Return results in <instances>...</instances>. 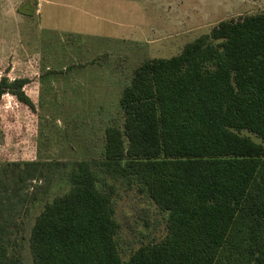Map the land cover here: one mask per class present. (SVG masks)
Returning <instances> with one entry per match:
<instances>
[{"label":"trees","instance_id":"obj_1","mask_svg":"<svg viewBox=\"0 0 264 264\" xmlns=\"http://www.w3.org/2000/svg\"><path fill=\"white\" fill-rule=\"evenodd\" d=\"M28 83L2 77L0 102L8 94L34 111ZM119 106L122 125L106 127L101 158L75 162L67 191L36 216L32 263L264 264V15L221 21L179 54L144 61ZM59 166L3 169L12 178L0 181V264H22L7 258L5 238L20 187ZM119 185L166 221V235L127 260L114 218Z\"/></svg>","mask_w":264,"mask_h":264},{"label":"rangeland","instance_id":"obj_2","mask_svg":"<svg viewBox=\"0 0 264 264\" xmlns=\"http://www.w3.org/2000/svg\"><path fill=\"white\" fill-rule=\"evenodd\" d=\"M255 14L264 15V0H0V79H28L35 107L8 94L0 102V181L10 184L12 174L2 173L9 164L62 165L20 187L7 258L33 264L36 216L67 191L75 162L101 158L104 131L122 125L119 98L140 64L179 54L221 21ZM114 211L123 260L166 235L165 214L134 189L118 186Z\"/></svg>","mask_w":264,"mask_h":264}]
</instances>
